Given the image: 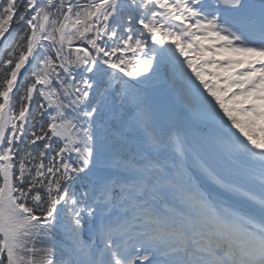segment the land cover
I'll list each match as a JSON object with an SVG mask.
<instances>
[{
	"label": "snow or ice",
	"instance_id": "1",
	"mask_svg": "<svg viewBox=\"0 0 264 264\" xmlns=\"http://www.w3.org/2000/svg\"><path fill=\"white\" fill-rule=\"evenodd\" d=\"M0 264H264V0H0Z\"/></svg>",
	"mask_w": 264,
	"mask_h": 264
},
{
	"label": "water",
	"instance_id": "2",
	"mask_svg": "<svg viewBox=\"0 0 264 264\" xmlns=\"http://www.w3.org/2000/svg\"><path fill=\"white\" fill-rule=\"evenodd\" d=\"M170 99V98H169Z\"/></svg>",
	"mask_w": 264,
	"mask_h": 264
}]
</instances>
